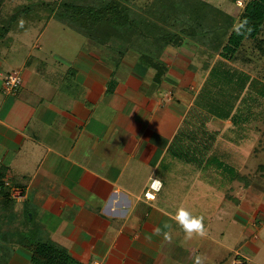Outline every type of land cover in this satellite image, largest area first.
Here are the masks:
<instances>
[{
  "label": "crops",
  "instance_id": "0c3cea01",
  "mask_svg": "<svg viewBox=\"0 0 264 264\" xmlns=\"http://www.w3.org/2000/svg\"><path fill=\"white\" fill-rule=\"evenodd\" d=\"M94 44L82 47L94 56L98 74L84 57L49 70L31 53L23 62L35 74L31 85L21 87V79L10 98L0 97V179L15 178L4 186L23 195L12 199L13 218L32 213L42 235L84 264H195L196 255L203 264H230L234 251L211 234L223 235L224 227L214 229L204 207L211 203L219 221L235 224L258 206L242 196L236 207L226 193L240 176L239 169H225L239 165L231 146L247 140L252 111L209 113L207 103L216 102L210 70L218 55L208 62V50L196 41L169 44L157 71L133 52L119 59ZM153 179L162 186L146 199ZM179 208L204 218V237L186 238L173 218ZM256 242L253 236L250 243ZM19 248L8 263L31 264ZM258 257L250 262L264 264Z\"/></svg>",
  "mask_w": 264,
  "mask_h": 264
},
{
  "label": "trees",
  "instance_id": "16d2710c",
  "mask_svg": "<svg viewBox=\"0 0 264 264\" xmlns=\"http://www.w3.org/2000/svg\"><path fill=\"white\" fill-rule=\"evenodd\" d=\"M131 1L39 0L34 7L25 4L7 13L2 10L5 0H0V37L9 20L14 21L18 14L48 8L49 15L114 52L119 59L130 51L139 62L157 71L163 69L159 58L165 46H181L192 43L188 40H196L208 50V62L218 55L209 78L218 70L225 73L221 80H214V94L222 87L229 94V86L234 85L232 88H238L240 95L255 81L236 66L249 65L264 56V0H245L235 17L209 0H147L143 6ZM6 15L8 19L4 20ZM112 83H108L107 92L112 91ZM258 167L264 168L263 165ZM1 175L0 172V178ZM0 197V264L8 263L16 247L28 252L31 264H84L64 246L42 235L32 224V213H24L26 227L13 225V198L1 179Z\"/></svg>",
  "mask_w": 264,
  "mask_h": 264
},
{
  "label": "rangeland",
  "instance_id": "374dc122",
  "mask_svg": "<svg viewBox=\"0 0 264 264\" xmlns=\"http://www.w3.org/2000/svg\"><path fill=\"white\" fill-rule=\"evenodd\" d=\"M36 1L38 2L39 0H5L2 4L4 7L2 10L3 12L5 10L7 13H12L16 8H18V6L25 4L30 7H34ZM146 1L147 0H132L131 3H137V5L139 4L140 6H143ZM209 1L220 6L233 17H235L237 11L243 7L238 8L235 0ZM241 1L244 5L245 0ZM131 8L135 9L133 7ZM49 10L50 9L48 8L39 7L29 14H18L17 18H15L12 22L9 20L10 24L6 25L7 28L0 37L1 79L9 72H17L21 79L27 83L22 82L21 87L31 85L30 83L35 79V74H33V72L30 73L28 69L23 66V62H25L31 53L36 60L37 58L41 59L40 56H42V60L48 62L46 68L48 67L49 70L59 67L63 69L68 63L66 59L69 60L71 64H74L76 62H82V57H84L85 61L83 64L87 66V69H92L93 73H99L94 70V67H91L93 62H95L94 59H92L94 56L91 52L89 53V51H87L86 55L82 47H89V45L96 44H94L91 40H87L82 34L68 28L56 18L49 15L51 13ZM7 19L8 16L4 20ZM5 23L6 22H4V24ZM1 31H3V29H1ZM188 41L193 42L196 40L191 39ZM85 42L86 44L83 45ZM172 46L174 47V45ZM184 49L189 48L184 47ZM97 56L99 55H96V57ZM129 56L132 55L130 54ZM42 60H37L39 65ZM37 61L35 65H37ZM237 65L250 73L256 81H252V83L250 82L251 84L249 83L244 91L240 92L241 97L239 99L237 93L239 90L238 88H230L228 94L226 93V89L222 87V89L217 90L215 94H211L216 102L214 104L212 102L207 103V108L209 113L212 111L213 113L221 112L223 115L227 113L229 115L235 114L237 112H241V110H245L247 112L252 111L250 117L247 119L246 128L251 129L247 140L242 141V143L238 146H231L236 162L239 165L227 167V171H230L229 168L232 169V172L239 169L240 176L238 180H235L230 184L231 188L229 191L227 190L228 192L226 193L229 198H231L230 201L234 203L236 207L239 205L241 199L240 197L242 196L247 198L249 204L256 203L258 207L252 214L247 213V216L238 215L239 222H234L235 224L227 223V220L225 221V219L223 220L224 222L219 221L220 218H217V213H210L216 208L212 206L211 203H209V205L207 203L204 209L207 212L208 210L210 211L208 212V216L213 217V227H216L214 229H218L221 226L224 227L225 231L223 235L216 230L211 231V234L218 238V240L222 239L224 243L231 247V251H234L232 257L230 258V264L233 263L235 251H239L241 254L246 256L248 264H252L249 257H253V259L259 258L258 256H260V258L264 257V168L260 170L258 167L260 165H263L264 167V56L255 59L254 62L249 65ZM121 70L122 68L119 69V71ZM35 72L37 73V70ZM224 74L225 73H222L219 70L217 73H214L213 78L215 82H217V80H221ZM0 87V97L6 96L5 98H10L12 96V94H6L1 85ZM225 93L228 95L227 97ZM206 102L207 101L201 100L202 104ZM221 122L222 121L217 120L216 124L224 125ZM186 155V153L183 154L184 157H187ZM214 157V154H211L210 158ZM191 158H194V161L198 160L197 155H193ZM13 180L16 179L13 178L10 179V181L3 180V182L11 185ZM209 200L213 199L210 198ZM201 201H203L204 204L206 199H202ZM1 209L3 208L1 207ZM3 211H5V209H3ZM220 214L222 216L224 215L222 211ZM226 217L228 218V216L225 215V218ZM13 220L14 222L16 221L14 218ZM19 224L21 227H26L25 219L22 218L21 220L16 221L13 225L17 228L19 227ZM253 236L257 237V242L251 244L250 242H252ZM256 247H258V249H256ZM218 248L221 247H215L214 250H218ZM18 250L21 251L23 256L25 255L24 257L29 255L23 248H19Z\"/></svg>",
  "mask_w": 264,
  "mask_h": 264
},
{
  "label": "built area",
  "instance_id": "2783aa9c",
  "mask_svg": "<svg viewBox=\"0 0 264 264\" xmlns=\"http://www.w3.org/2000/svg\"><path fill=\"white\" fill-rule=\"evenodd\" d=\"M235 3L239 7L243 6V2L241 0H235ZM20 83H21L20 75L17 72H9L3 78V86H2L3 91L6 94H13L17 91V88L20 85ZM152 181L149 184V188L144 190V192H143V196L146 199H152L154 197V192L157 191L160 187V186H158L157 188H153L152 187ZM5 184L8 185V183H6V182H5ZM10 196L15 200H19L22 198L23 195H22V192L20 189H18L16 187H10ZM234 254L235 255H234V260H233L232 264H248V259L246 256L241 254L239 251H235Z\"/></svg>",
  "mask_w": 264,
  "mask_h": 264
},
{
  "label": "clouds",
  "instance_id": "9594fccd",
  "mask_svg": "<svg viewBox=\"0 0 264 264\" xmlns=\"http://www.w3.org/2000/svg\"><path fill=\"white\" fill-rule=\"evenodd\" d=\"M158 186H162L161 181L159 179H154L152 181V187L157 188ZM173 218L185 233L186 238L191 239L194 234L199 237H204L206 235V229L203 223L204 218L202 216H194L186 209L179 208ZM165 239L170 241L171 237L166 236ZM195 264H203V258L196 255Z\"/></svg>",
  "mask_w": 264,
  "mask_h": 264
}]
</instances>
